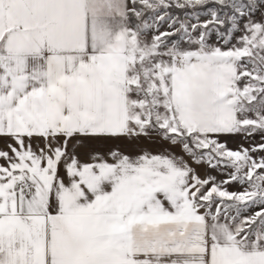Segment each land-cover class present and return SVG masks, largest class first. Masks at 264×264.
Wrapping results in <instances>:
<instances>
[{
	"label": "snow or ice",
	"instance_id": "6c2138e0",
	"mask_svg": "<svg viewBox=\"0 0 264 264\" xmlns=\"http://www.w3.org/2000/svg\"><path fill=\"white\" fill-rule=\"evenodd\" d=\"M0 264H264V0H0Z\"/></svg>",
	"mask_w": 264,
	"mask_h": 264
}]
</instances>
